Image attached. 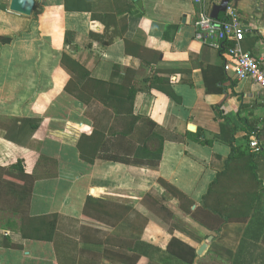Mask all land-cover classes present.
<instances>
[{"label":"crops","instance_id":"0c3cea01","mask_svg":"<svg viewBox=\"0 0 264 264\" xmlns=\"http://www.w3.org/2000/svg\"><path fill=\"white\" fill-rule=\"evenodd\" d=\"M7 1L0 0V37L18 38L0 47V169L21 161L26 178L11 184L0 172V264H264V198L245 224L220 226L202 207L230 155L220 131L234 130L235 147H263L256 162L264 187V89L235 80L226 58L194 39L199 5L35 0L24 17ZM228 7L244 27L242 50L264 59V0ZM80 68L131 90L132 112L85 94ZM103 109L112 115L109 134L124 132L121 117L156 124L165 139L159 156L131 147L155 166L85 155L100 139L91 115ZM30 119H39L33 135L15 143Z\"/></svg>","mask_w":264,"mask_h":264},{"label":"trees","instance_id":"16d2710c","mask_svg":"<svg viewBox=\"0 0 264 264\" xmlns=\"http://www.w3.org/2000/svg\"><path fill=\"white\" fill-rule=\"evenodd\" d=\"M124 31L125 28H122L121 33H118L117 36H123ZM17 38V36L13 38L0 37V47L12 44ZM216 51L222 55L221 50ZM80 70L83 69L80 68ZM83 72V76L81 75L82 78L80 79L82 81L80 89L85 94L91 96L94 101L105 107L119 108L129 114L132 112L134 94L131 90L124 93L121 87L95 80L86 71L83 70ZM120 114L125 113L120 112ZM217 117L221 123V128L224 127L223 124L228 126L229 121L224 116L218 114ZM90 120L100 139L97 138L95 148L88 150L85 155L124 164L140 166H155L157 164V160L135 158L134 149L131 148L136 143L142 146L143 152L146 154L153 156L161 154L165 139L164 136L156 131V124L150 119L135 116L130 120L121 117L116 122H120L124 126V132H111L110 134L108 131L112 121L110 112L103 109L99 114L91 115ZM38 122L39 119H30L22 124L20 134L14 139V142L19 145H25L36 130ZM220 139L229 146L230 155L225 162L224 169L216 174L214 180L208 186L202 198V207L207 214L220 221V226L234 223L245 224L249 220L253 209L257 207L260 198L262 200L264 198V187H262L256 162L258 152L250 149L249 141L243 146L235 147L233 129L220 131ZM81 154L83 157V152ZM12 171L16 172V175L11 176ZM0 172L3 180L11 184L16 183L12 178L15 180L18 178L17 182H22L19 177L24 175L21 161L13 165L9 171L0 169ZM24 177L26 178L25 175ZM164 186L166 191L171 190L174 193L175 190L173 188L165 184ZM24 190H26V185H24ZM34 235H31V237ZM4 240L8 243L9 239L5 237ZM239 252L241 256V249ZM190 256L192 260L194 257L193 251Z\"/></svg>","mask_w":264,"mask_h":264},{"label":"built area","instance_id":"2783aa9c","mask_svg":"<svg viewBox=\"0 0 264 264\" xmlns=\"http://www.w3.org/2000/svg\"><path fill=\"white\" fill-rule=\"evenodd\" d=\"M199 5L195 23L194 39L208 44L215 50H221L227 61L224 71L230 73L237 81H250L264 89V59L255 60L242 50L241 42L244 27L238 13L227 7L221 20L210 17L208 6L218 5L221 0H192ZM249 147L254 152H261L263 147L252 140Z\"/></svg>","mask_w":264,"mask_h":264},{"label":"water","instance_id":"95a60500","mask_svg":"<svg viewBox=\"0 0 264 264\" xmlns=\"http://www.w3.org/2000/svg\"><path fill=\"white\" fill-rule=\"evenodd\" d=\"M137 2V6L140 7V1L134 0ZM230 0H221L218 5H215L211 12V18L216 20L219 13H224L228 7ZM35 6V0H8V9L10 12L22 15L24 17H30L33 13ZM191 129V128H190ZM211 240V238H208ZM205 245L200 249L198 254H200L204 249Z\"/></svg>","mask_w":264,"mask_h":264},{"label":"rangeland","instance_id":"374dc122","mask_svg":"<svg viewBox=\"0 0 264 264\" xmlns=\"http://www.w3.org/2000/svg\"><path fill=\"white\" fill-rule=\"evenodd\" d=\"M8 2V1H7ZM33 16V15H32ZM14 125V124H13ZM16 125H14L13 127H15ZM12 127V129H14ZM11 131H13V130H11ZM5 219V217L3 218V220ZM245 248H242V252H244L245 250H244ZM245 253V252H244ZM211 258H212V256H211ZM221 264H228L227 262H225L224 260H222V263Z\"/></svg>","mask_w":264,"mask_h":264}]
</instances>
